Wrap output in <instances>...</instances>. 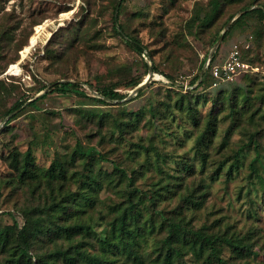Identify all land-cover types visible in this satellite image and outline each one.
I'll return each instance as SVG.
<instances>
[{"label":"rangeland","instance_id":"1","mask_svg":"<svg viewBox=\"0 0 264 264\" xmlns=\"http://www.w3.org/2000/svg\"><path fill=\"white\" fill-rule=\"evenodd\" d=\"M119 1L0 0V124L8 115L4 112L18 99L34 98L48 87V94L36 106L26 107L6 129L5 123L0 128V228L15 221L22 225L25 208L51 199V188L45 179L24 184L17 180L9 165L10 151L16 147L24 151L31 146L37 164L49 167L55 159L70 158L79 141L84 146L99 148L103 155L124 167L128 176L120 183L119 172L114 170L111 160L83 156L72 161L67 178L55 180V188L63 184V190H79V185L90 189L89 180L81 179L87 175H97L101 183L92 191L95 206L86 211L70 209L71 221H87L95 230H103L132 177L139 190L153 192L160 188L166 195L158 206L171 216L180 212L187 219L195 216L198 226H213L222 220L232 230L249 233L259 241L253 256L261 260L264 183L252 172L250 163L256 151L253 144L247 143L250 132L259 128L263 159L260 172L264 178V74L261 70L243 72L228 82L214 84L213 80L208 86L199 87L196 76L205 69L210 51L228 20L239 14L244 5L255 2L253 6H261L264 0H226L221 13L207 25L201 24L196 12L204 15L210 0H125L117 22H122L127 32L146 45L143 52H138L113 29L114 6ZM39 24L44 27L37 32ZM226 32L213 53L217 63L224 62L237 44L242 60L260 69L264 67V20L257 15L236 24L233 20ZM34 34L37 40L32 44ZM26 45L30 49L23 54ZM145 62L151 69L140 83L151 71L152 77L141 93L129 97L136 87L129 82L145 72ZM12 64L16 68L8 72ZM153 65L157 70L152 69ZM169 76L175 78V83ZM66 80L78 85L67 92H48L55 82ZM113 84L125 94L123 98H106L97 90L99 86ZM43 85L46 87L39 90ZM184 92L196 98L198 125L193 124L186 111L176 107L177 100L186 97ZM245 94L248 102L244 115L231 114L229 97ZM212 108L216 130L208 132L210 140L204 147L207 161L201 170L196 142L206 128ZM131 111L138 112L139 121L127 130L128 141L120 143L121 137L112 135L114 120L121 118L125 122ZM252 112L255 114L251 115ZM16 113L18 110L13 115ZM152 140L161 154L159 162L155 161L153 151L151 155L133 151L132 142ZM243 143L240 166L228 173L232 154ZM222 161L227 165L217 173ZM185 162L196 163L193 174L182 169ZM203 179L208 186L203 205L183 206L181 197L187 186H195ZM168 183L170 188L163 187ZM165 234L163 230L159 237ZM50 238L40 237L34 252L51 250L62 243V239ZM88 240L82 234L76 241L86 244ZM152 241L150 238L144 245L149 246ZM97 248L96 245L93 250ZM113 256L126 260L125 255Z\"/></svg>","mask_w":264,"mask_h":264},{"label":"trees","instance_id":"2","mask_svg":"<svg viewBox=\"0 0 264 264\" xmlns=\"http://www.w3.org/2000/svg\"><path fill=\"white\" fill-rule=\"evenodd\" d=\"M119 2L120 7H122L125 0ZM225 3L226 0H210L205 14L202 15L198 10L196 17L199 18L200 22L202 21L201 24H210L221 13ZM254 4L255 2H251L241 7L240 11L242 13L235 19V24L246 17L254 15H257L261 21L264 20V5L253 6ZM117 5L114 6V12ZM118 12L113 15L114 31L122 35L138 52H143L146 45L139 38L127 32L122 22H117ZM227 33L225 31L224 36ZM218 34L219 32L213 42L216 41ZM214 64H217L216 54H213L209 67L204 69L202 73L197 74L196 79H199V81L196 87L208 86L213 82L210 68ZM145 66V72L130 80L129 83L132 87L137 86L146 71L151 69L147 62H145ZM152 69L155 71L157 67L153 65ZM169 77L175 83V78L173 76ZM0 84H2V81H0ZM77 85V82L71 80L57 81L55 86L48 92H67ZM45 87L46 85H43L39 90ZM97 90L110 99H119L125 96L124 93L116 90V84L99 86ZM141 92L142 90H139L138 93ZM47 94L45 91L31 100H29L30 97L18 99L4 112L6 115L18 110V113L11 116L5 123L4 128L6 129L8 123L24 111L26 107L36 106L38 101ZM183 95H186V97L177 100L176 107L180 111H186L193 124L198 125L199 115L196 112L197 107L194 105L196 98L185 92ZM99 100L105 101L104 98H99ZM247 102V94L245 96H230L228 99L230 113H237L239 117H242ZM254 114L255 112H252L251 115ZM208 116L206 128L198 136L196 142V147L200 151L201 170H204L207 161L204 147L207 146V141L210 140L208 132L216 130V121L213 119L216 114L213 108L209 111ZM262 117L264 118V115ZM135 121H139V114L134 111L128 112V119L125 122L121 118L114 120L113 137L116 134L121 137L120 143L128 141L125 134L128 129L134 126ZM260 132L259 128L251 131L247 144H253L256 151L250 163L252 172H255L264 183V178L260 172V164L263 166L258 140ZM132 144L135 146L133 151L136 153L144 151L147 155H151L153 151L157 156L155 161L159 162L161 154L154 140L150 143L132 142ZM244 147L243 143L238 149L234 150L232 161L228 166V173L239 168ZM83 156H96L98 159L111 160L114 163V170L119 172L120 183L124 177L128 176L124 167L120 166L115 160L103 155L99 148L93 145L84 146L79 141L76 143L70 158L55 159L49 167L37 164L31 146L24 151L17 147L10 151L8 154L9 165L16 172L17 180L24 184L28 181L35 182L45 179L51 188V199L43 204L25 208L23 210L25 221L22 225L15 221L13 224L0 228V264H264V244H261L263 258L257 260L253 255L254 248L259 241L249 233L244 234L241 230H232L228 224L224 225L222 220H219L213 226L205 223L198 226L195 223L197 219L194 218L195 216L187 219L181 212L171 216L158 206L162 197L166 194L161 192L160 188L153 192L139 190L132 177L127 184L129 188H126L122 195V201L114 206L113 215L108 221V226L103 230H95L93 225L87 221H71L68 216L70 209L86 211L89 207L95 206L92 191L96 185L101 183V180L97 175H87L86 178L81 177V179L89 180V186L92 188H84L79 185V190L75 191L63 190V184L55 188L53 183L57 179H66L70 164L73 165L78 157ZM225 161L229 162L230 160ZM225 161L220 162L216 169L217 173L227 165ZM195 165V162H185L182 169L189 172V174H193ZM205 183L203 179L195 186H187L185 194L181 197L184 203L183 206L200 207L203 205L208 189ZM169 185L168 183L163 187ZM38 186L39 183L36 188ZM136 190H139L137 194L135 193ZM163 230L166 231V234L159 237ZM82 234L89 237L86 244L76 241L77 237ZM44 235H50L51 241L62 239V243L57 244L51 250L34 252L35 242ZM150 238L153 241L149 246H145L144 243ZM96 245L98 246L97 250H93ZM118 254L125 255L126 260L113 256Z\"/></svg>","mask_w":264,"mask_h":264},{"label":"built area","instance_id":"3","mask_svg":"<svg viewBox=\"0 0 264 264\" xmlns=\"http://www.w3.org/2000/svg\"><path fill=\"white\" fill-rule=\"evenodd\" d=\"M249 46V44H247ZM210 62H206L205 69L209 67ZM211 73L214 79V84L221 81H229L235 78L237 75L249 71H260L264 74V67L262 69L259 66L253 65L247 60H242L240 50L237 44L235 49L231 51L229 57L221 63L214 64L211 68Z\"/></svg>","mask_w":264,"mask_h":264},{"label":"water","instance_id":"4","mask_svg":"<svg viewBox=\"0 0 264 264\" xmlns=\"http://www.w3.org/2000/svg\"><path fill=\"white\" fill-rule=\"evenodd\" d=\"M120 1H121V0H120ZM119 7H120V2H119L118 5H117L116 13L118 12ZM240 13H242V11H241ZM240 13H239V14H240ZM239 14H237L236 16H234V17H232L231 19H229L228 22L226 23V28H225V30L222 31L220 37L217 39V41L215 42V44H214L212 50L210 51V56H209V58H208V60H207L208 62H210V60H211V58H212V56H213L214 51H215L216 48L219 46L220 41H221V39L223 38L226 29L230 26L231 22H232L233 20H235V19L238 17ZM151 77H152V71L150 72V74L147 76V78H146L143 82L139 83V84L134 88L133 92L129 95V97L132 96L133 93H134V94L138 93L139 90H141V89H142V88H143V87H144V86L150 81ZM47 89H48V87H46V88L44 89V91L39 92V93L37 94V96H39V95H41L42 93H44L45 91H47ZM31 99H33V98H31ZM31 99H29V100H31ZM13 113H14V111L11 112V113H9V114L3 119L2 123L0 124V128H1V126H2L4 123H6V122L10 119V117H11V115H13Z\"/></svg>","mask_w":264,"mask_h":264},{"label":"bare ground","instance_id":"5","mask_svg":"<svg viewBox=\"0 0 264 264\" xmlns=\"http://www.w3.org/2000/svg\"><path fill=\"white\" fill-rule=\"evenodd\" d=\"M44 27V24H39L36 26L37 32H40V30ZM37 40V35L34 34L32 36V44H34ZM30 49V45H26L25 48L22 50L23 54L26 53ZM16 68V64H12L10 68L8 69V72H14V69ZM19 69V68H18ZM159 75V74H158ZM161 77V76H160Z\"/></svg>","mask_w":264,"mask_h":264}]
</instances>
